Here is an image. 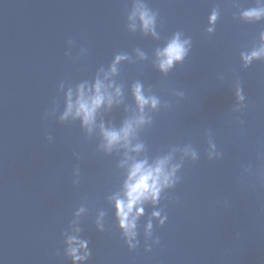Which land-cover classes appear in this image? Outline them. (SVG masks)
Here are the masks:
<instances>
[{
  "label": "water",
  "instance_id": "1",
  "mask_svg": "<svg viewBox=\"0 0 264 264\" xmlns=\"http://www.w3.org/2000/svg\"><path fill=\"white\" fill-rule=\"evenodd\" d=\"M140 2L155 14L156 36L138 18L131 28L137 0H0V264H72L68 235L91 251L77 264H264V59H241L259 47L264 19L240 15L264 0ZM176 33L191 39L190 50L162 73L156 52ZM120 54L128 59L111 79L123 103L101 109L91 133L79 119L61 121L68 89L94 81ZM137 81L160 105L145 110L151 123L133 141L144 149L132 155H171L180 180L144 205L140 243L129 250L109 199L125 179L124 150L101 149L98 125L119 128L134 115ZM153 211L167 216L163 226ZM150 219L160 243L145 251Z\"/></svg>",
  "mask_w": 264,
  "mask_h": 264
},
{
  "label": "clouds",
  "instance_id": "2",
  "mask_svg": "<svg viewBox=\"0 0 264 264\" xmlns=\"http://www.w3.org/2000/svg\"><path fill=\"white\" fill-rule=\"evenodd\" d=\"M241 18L246 21H260L264 19V8H249L241 12ZM218 13L213 11L209 16V23L214 25ZM142 27L143 32L151 33L156 36L155 32V14L151 12L140 0H137L129 20L133 21L131 28L137 27L136 21ZM209 33L214 31V27L207 29ZM260 45L258 48L251 50L249 53H241V59L245 66L251 64L253 60L264 59V32L260 33ZM69 46L73 41H68ZM191 47V39H181V33H176L171 40L162 49L156 52V66L162 73H168L175 64L180 63L187 56ZM139 51V50H138ZM70 47L66 55H70ZM141 59L144 53H139ZM126 55H116L113 62L105 71L99 70L94 81H84L78 84L73 91L69 88L66 93V107L63 114L59 117L61 121L79 119L81 126L91 133L97 127V115L101 109L111 110L114 105L123 103V89L116 85L111 78L118 73L117 65L126 60ZM63 85H61V89ZM131 94L135 102V112L130 118L122 121L119 128L106 127L103 121L98 125L103 143L99 146L105 152L111 153L113 150L123 149V159L119 162L118 167L125 169V179L121 190L113 194L109 199L113 202L115 209V218L118 221V227L121 230L122 238L129 250H134L139 246L140 241L137 239V222L144 214V205L151 203L153 206L160 201L161 193L169 188H173L180 180L176 175L180 165L173 164L169 166L171 155L158 157L152 162L148 158H140L132 155L139 154L144 149L141 142L133 143L136 139L137 130L145 124L151 123V117L146 113V109L156 110L160 105L159 97L155 95H146L143 85L137 81L131 86ZM75 96V98H74ZM237 99H245L243 90H237ZM49 141L52 137L48 136ZM185 155H190L193 160L198 158L194 149L186 148ZM79 168H76L78 173ZM85 209L81 207L75 215L79 217ZM104 213L100 212L96 220V227L103 231L102 223ZM152 218H159V225L163 226L167 216L161 218L160 211H153ZM76 233L80 232L79 228L75 229ZM149 241H151L149 243ZM66 248L64 253L72 261L85 262L90 259L91 251L88 248V242L80 239L78 235H68L66 238ZM159 238L152 236V222L149 220L145 228V251H151L152 245H158Z\"/></svg>",
  "mask_w": 264,
  "mask_h": 264
}]
</instances>
